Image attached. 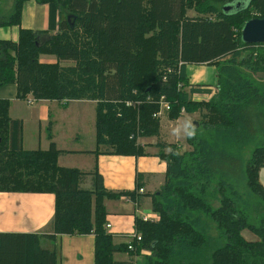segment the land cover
Returning <instances> with one entry per match:
<instances>
[{
  "label": "trees",
  "instance_id": "trees-1",
  "mask_svg": "<svg viewBox=\"0 0 264 264\" xmlns=\"http://www.w3.org/2000/svg\"><path fill=\"white\" fill-rule=\"evenodd\" d=\"M28 1L17 0L0 21V28H18L15 42L0 40V87L14 84L16 99L96 103L94 155L103 147L104 154L143 156L138 139L159 136L160 103L169 106L168 120L181 110L200 114L212 138L194 143L188 136L191 150L184 153L176 144H157L165 163L164 182L151 198L157 220L136 219L140 241L114 245L103 202L134 200L142 174L135 191L113 193L96 167L89 173L60 167L54 143L23 150L22 124L9 118L10 101L0 99V192L54 196L50 234H0V264H58L56 247L43 249L40 240L60 235H93L94 264H136L141 250L149 253L144 264H264V216L252 221L236 191L244 189L256 200L253 212L264 215V45L240 39L246 21L264 19V0H34L48 6L44 31L20 27ZM235 2L237 10L223 12ZM43 55L56 61L41 63ZM187 65L216 68L210 100H192L211 90L189 83ZM258 139L244 162L237 153ZM87 179L91 188L83 189ZM207 219L216 237L208 235ZM244 231L258 240L246 241ZM114 253L129 260L116 262Z\"/></svg>",
  "mask_w": 264,
  "mask_h": 264
},
{
  "label": "crops",
  "instance_id": "crops-1",
  "mask_svg": "<svg viewBox=\"0 0 264 264\" xmlns=\"http://www.w3.org/2000/svg\"><path fill=\"white\" fill-rule=\"evenodd\" d=\"M48 13V6L38 5L34 0H29L24 5L20 27L32 31H44L48 28ZM190 13H193V11H190L188 15H194V13ZM17 35L18 28L16 26L0 28V40L15 42ZM43 56L39 57L41 63L51 64L55 62L46 61ZM213 73L215 74L212 82H216V68L214 66H186L189 83L191 85L208 86L211 90L210 95L213 92L208 79ZM197 97H206V95H194L192 100ZM0 99L10 101L9 118L13 121H20L22 124L21 147L23 150H47L50 143H54L56 148L62 152L57 158V164L60 167L74 168L87 173L92 172L96 167L97 172L103 178L105 189L113 193L135 191L136 175L137 173L142 174V177L138 178V182L143 193L136 194L134 200L121 196L114 199H105L103 202L106 213L104 229L106 233L112 236L114 245H126L130 242V236L135 233L134 223L136 219L147 217L153 221L157 220L156 214L151 210V198L164 182L165 163L157 157L160 150L157 144L164 143L158 141L161 137L160 134L158 137L142 138L140 139L141 142L138 141L143 148V156L104 154L103 147L100 148V154L94 155L93 152L96 148L95 125L94 133H90L87 143L83 145L85 146L84 149L64 148L57 145L51 127L54 123L51 107L57 102L33 101L31 96H28L24 101L18 100L16 99V86L14 84L0 87ZM28 101H32V104H28ZM22 102L25 105H21ZM83 102L86 101L58 104L68 107L71 104ZM89 103L94 104L93 102ZM74 121L77 122L75 119ZM160 128H162L161 125ZM79 137L76 136L74 140L78 141ZM165 143L172 144L170 142ZM176 146L181 149L180 145L176 144ZM167 150L165 149L164 152H169ZM66 155H83V157H86L90 169L68 167L62 162ZM263 173L264 168L259 171V182L264 188V184L260 181ZM81 187L90 189V181L87 179L81 184ZM135 201L137 202L136 207L134 205ZM53 214L54 196L52 194L0 192V234H50ZM40 246L46 250L56 247L58 264H94L93 235H60L56 237L55 242L43 238L40 240ZM147 254L146 251L141 250L138 256ZM136 259L137 256L133 258L135 263ZM113 260L127 262L129 255L114 253Z\"/></svg>",
  "mask_w": 264,
  "mask_h": 264
},
{
  "label": "rangeland",
  "instance_id": "rangeland-1",
  "mask_svg": "<svg viewBox=\"0 0 264 264\" xmlns=\"http://www.w3.org/2000/svg\"><path fill=\"white\" fill-rule=\"evenodd\" d=\"M16 1L17 0H0V21L7 18L9 14L14 10ZM54 1L64 2V0H54ZM45 5L46 4H43V6ZM60 11L63 15L67 14L65 8H61ZM43 58L46 61H50V62L56 61L55 57L52 55H45L43 56ZM62 65H68V64L62 63ZM214 74L215 73H213L208 79V83L212 85V92H213L212 95L206 97H197L195 100H193L194 102H199L202 100L208 101L216 95V89H215L216 82H212L214 79ZM260 76L264 78V75H260ZM21 105H25V104L22 102ZM95 107H96V103L92 104L89 102L75 103L69 105L68 107H64L59 105L58 103H55V105L51 107L52 110L51 115L54 117V123L51 125L52 134L55 136V141L59 147H64V148L75 147L72 149H84L85 146L83 145L84 143H87L90 133L91 134L94 133ZM74 119L77 120V122H75ZM186 120L191 122L192 127L194 129L193 135L190 136L192 139H194L193 140L194 143L196 142L195 138L203 139L209 142V140L212 138L211 135L212 132L201 124L202 121L200 114L184 113L182 110H181V115H179L177 118L173 120H168L164 115H162L159 118V123L162 128H160L161 132L159 134L161 137L158 139V141L170 142L172 144L180 145L181 149L178 147L179 153H184L186 151L191 150V148L186 142L188 136L185 134L183 129V124ZM195 123L197 124L196 126ZM76 136L77 137L80 136L79 137L80 139L78 141L74 140ZM140 139L142 138H139L138 141ZM259 143L260 142L258 139L255 143L250 144L247 147H244L237 154L240 156V158L243 159L244 162H246L250 158L252 150L255 147H257ZM167 151H169V149ZM189 158L190 157H188V159ZM86 160H87L86 157H83V155H66V157L62 159V162L65 165H68V167L74 166L83 169H90V166ZM263 179H264V173L260 180L262 184H264ZM160 188L161 187H159L158 190ZM243 190L244 189L239 188V190L236 191L239 195L240 202L244 205L245 214L247 216L251 214L250 218L252 219V221L257 222L259 218H261L264 215L261 214L260 212L258 213L253 212L254 211L253 207L256 203V200L255 199L249 200L246 197V193H244ZM218 205H219L218 201L214 202L213 204L214 209L217 208ZM205 222L209 226L208 235H210L211 237H216L217 231L212 226V223L209 221V219L205 220ZM242 236L246 241L258 240L256 236L252 235L248 231H244L242 233ZM147 255H149V253ZM136 264H144V257L137 256Z\"/></svg>",
  "mask_w": 264,
  "mask_h": 264
},
{
  "label": "water",
  "instance_id": "water-1",
  "mask_svg": "<svg viewBox=\"0 0 264 264\" xmlns=\"http://www.w3.org/2000/svg\"><path fill=\"white\" fill-rule=\"evenodd\" d=\"M240 6V2L226 5L223 7V12H232ZM240 39L244 44L264 45V19L254 18L246 21L240 30Z\"/></svg>",
  "mask_w": 264,
  "mask_h": 264
},
{
  "label": "built area",
  "instance_id": "built-area-1",
  "mask_svg": "<svg viewBox=\"0 0 264 264\" xmlns=\"http://www.w3.org/2000/svg\"><path fill=\"white\" fill-rule=\"evenodd\" d=\"M27 103L28 104H32V101H28ZM167 110H169L168 104L160 103V109H159V111L156 114H154V117L155 118H160ZM142 193H143V190L141 188H139L137 190V194H142ZM134 205H135V207L137 206V202L136 201H135ZM142 220L143 221H147V220L153 221L152 219H149L147 217L142 218ZM130 237H131V240L135 239L136 242L140 241V236L138 234H136V233L132 234Z\"/></svg>",
  "mask_w": 264,
  "mask_h": 264
},
{
  "label": "clouds",
  "instance_id": "clouds-1",
  "mask_svg": "<svg viewBox=\"0 0 264 264\" xmlns=\"http://www.w3.org/2000/svg\"><path fill=\"white\" fill-rule=\"evenodd\" d=\"M183 129H184V132L187 136H191L193 135V132H194V129L192 127V124L190 121H185L184 124H183Z\"/></svg>",
  "mask_w": 264,
  "mask_h": 264
}]
</instances>
